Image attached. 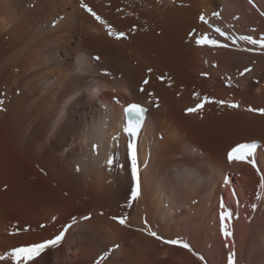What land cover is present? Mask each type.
Returning <instances> with one entry per match:
<instances>
[{
    "label": "bare ground",
    "instance_id": "bare-ground-1",
    "mask_svg": "<svg viewBox=\"0 0 264 264\" xmlns=\"http://www.w3.org/2000/svg\"><path fill=\"white\" fill-rule=\"evenodd\" d=\"M242 36L264 41V0H0V255L71 225L29 264H264V47ZM234 179L258 204L226 256L209 214Z\"/></svg>",
    "mask_w": 264,
    "mask_h": 264
},
{
    "label": "snow or ice",
    "instance_id": "snow-or-ice-1",
    "mask_svg": "<svg viewBox=\"0 0 264 264\" xmlns=\"http://www.w3.org/2000/svg\"><path fill=\"white\" fill-rule=\"evenodd\" d=\"M249 2H251V0H249ZM89 12H91V9H88ZM93 15H95V13H93ZM214 15H216L214 13ZM97 20H100L99 16H96ZM200 19L202 21H204L205 23H207V21L204 20V17L201 16ZM215 31H217L221 36H224L225 33L221 32L220 29H215ZM109 35H116L117 38H121L124 36L123 32H117L114 33L111 30L109 31ZM227 38V37H226ZM240 39H244V40H248L249 43L252 44H257L259 43L261 45V47H264V41H257V40H253L250 36H242L240 37ZM196 43L197 45H218V41L215 39H210L207 35H203L199 38L196 39ZM250 69H245L244 72L249 71ZM244 73L242 72L241 75H243ZM231 107H238V105H230ZM201 107V105H197L196 108H190L188 109L189 112L192 111H196L197 109H199ZM250 111H253V109H249ZM142 109L139 108L137 105L133 104L130 105L127 109V112L134 115V117L136 118V122H129L128 125L125 127L124 131L128 132L131 136L135 137L136 135V131L137 128L139 127V123L140 120L142 119ZM257 111H260L261 114H264V109H258ZM255 149V145H238L237 147L233 148L231 150V152L229 153V160H233V159H245L249 156L252 155L253 151ZM129 150H130V154H131V159H132V174H133V178L137 179V168H136V155H135V146L134 143H130L129 144ZM255 166V165H253ZM138 188H139V184H138V180H137V185L136 187L133 188L132 190V197L135 198L139 193H138ZM255 207V206H253ZM230 214L225 212L221 214V222H222V226H223V221L229 216ZM89 217H84V219H88ZM115 219V218H114ZM53 220H55V217H53ZM126 222V218H121L119 219V223L121 224H125ZM72 223H75V218H73ZM43 227V225H42ZM71 225H65L64 229L62 231L59 232L58 235L54 236L52 239L49 240H45L42 242H38V243H33L30 245H26V246H21V247H17L12 249L11 251L5 253L4 255H0V260H4L8 257L11 258V260L13 261V264H29V261H33L36 257H39L40 254L47 248L49 247H56L60 244V242L62 241V239L65 236L66 231L68 230V228H70ZM149 235L156 237L157 239H162V237L157 236V234L155 232H152L149 230L148 232ZM224 235L225 236H230L231 233L228 232L227 230H224ZM164 243H168V244H173V245H177L179 244L180 246L184 247V248H189V245L187 244H183L181 241L179 240H164ZM189 250H191L189 248ZM111 251V249L109 250V252ZM108 255V253H105L101 259L106 258ZM229 264H232V260H233V254H230L229 257Z\"/></svg>",
    "mask_w": 264,
    "mask_h": 264
},
{
    "label": "rangeland",
    "instance_id": "rangeland-1",
    "mask_svg": "<svg viewBox=\"0 0 264 264\" xmlns=\"http://www.w3.org/2000/svg\"><path fill=\"white\" fill-rule=\"evenodd\" d=\"M236 182V179H234L232 182L234 187V194L232 196L234 198H227V194H223L220 192L219 198L217 200V206L215 201L214 205L211 207V211L209 214V222H211L214 229L213 234L217 235L220 239L222 248L224 249L226 256L227 254L231 253L229 248L240 242V240L243 239V234L247 235L249 220H251V216L257 209L258 204V198L255 196L256 190L252 193L247 192L244 189V185H240L238 184V182ZM223 187L224 186H221L222 190L224 189ZM229 187L231 188L232 186ZM239 191L241 192V194L239 193ZM215 207H217L216 211L218 212L217 219L215 218ZM225 212L229 213L230 215L223 221L225 222V224H227L222 226L221 214ZM224 230L230 232L231 235L225 236ZM239 238L240 240H238ZM243 244L242 246L244 247ZM243 247L241 248L240 253L243 252ZM243 258L244 256H242V260L240 259V263L245 264V259Z\"/></svg>",
    "mask_w": 264,
    "mask_h": 264
}]
</instances>
